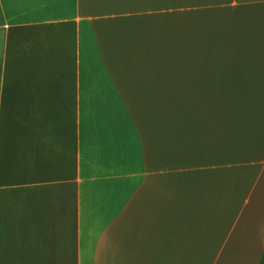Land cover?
I'll return each mask as SVG.
<instances>
[{"label": "crops", "instance_id": "crops-1", "mask_svg": "<svg viewBox=\"0 0 264 264\" xmlns=\"http://www.w3.org/2000/svg\"><path fill=\"white\" fill-rule=\"evenodd\" d=\"M0 264H264V0H0Z\"/></svg>", "mask_w": 264, "mask_h": 264}]
</instances>
